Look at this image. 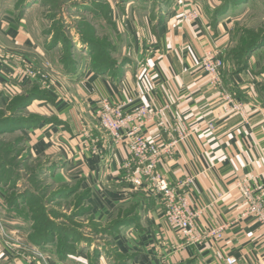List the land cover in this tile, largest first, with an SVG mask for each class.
Segmentation results:
<instances>
[{
    "label": "crops",
    "instance_id": "0c3cea01",
    "mask_svg": "<svg viewBox=\"0 0 264 264\" xmlns=\"http://www.w3.org/2000/svg\"><path fill=\"white\" fill-rule=\"evenodd\" d=\"M133 1L142 2L131 0L129 4ZM167 1L170 11L162 23L135 15L119 20L121 30L115 32L114 42H127L124 54L130 59L119 80L96 73L89 61L74 68L58 65L53 51L39 41L26 18L0 12V51L17 53L51 76L50 89L45 90L37 80H11L13 70L0 63V111L35 84L56 95L54 101H35L27 107V115L44 118L31 134L32 149L68 161L70 175L81 176L83 186L91 191L89 204L98 220L110 222L119 215L137 218L116 238L127 263L222 264L234 256L239 264H264V227L252 216L242 217L248 203L238 186V182L258 176L250 187L261 193L264 98L258 95L257 83L245 78L246 72L225 74L222 88H213L197 64L206 50L227 48L226 29H213L205 15L193 26L177 17L192 3L198 5V0ZM146 70L154 74L156 88L146 78ZM6 82L19 84L8 91ZM223 93L245 102L246 117L226 112ZM129 98L135 99L131 110L146 105L155 115L142 129L150 140L169 143L177 139V120L189 132L176 146L175 155L165 157L162 171L172 181L194 177L189 199L194 209L202 211L198 229L204 232L230 225L222 239L183 245L165 220L162 201L151 190L135 188L126 180L122 164L129 149L113 145L111 136L100 128L97 114L103 99L121 102ZM85 127L97 141L99 153L84 150ZM219 195L223 198L218 199ZM13 264L39 263L19 259Z\"/></svg>",
    "mask_w": 264,
    "mask_h": 264
},
{
    "label": "rangeland",
    "instance_id": "374dc122",
    "mask_svg": "<svg viewBox=\"0 0 264 264\" xmlns=\"http://www.w3.org/2000/svg\"><path fill=\"white\" fill-rule=\"evenodd\" d=\"M198 1V5L192 3L185 10H179L177 17L184 24H189L182 20L183 12L197 9L202 16L211 19L213 29L224 26L228 45L224 51L221 50V77L240 69L239 74L246 72L245 78L257 83L258 95L264 98V0ZM144 2L0 0V12L9 11L26 18L39 41L53 51L58 65L63 62L73 68L90 62L86 49L92 42L96 48L109 54V57L99 55L102 59L108 63L113 60L119 66L125 60L130 61L124 54L127 42L120 45L114 42L115 32L121 30L119 20L133 15L149 16L155 20L156 16L165 18L170 11L167 0ZM150 73L151 78L149 70L145 71L146 78L157 82L154 74ZM1 111L0 264H13L19 259L39 264H126L124 257L120 256L116 238L119 230L130 226H122L114 234L111 227L115 223L98 220L89 204L91 192L83 186L81 176L70 175L68 161L64 157L39 154L32 149L31 134L39 126L30 128L24 125L25 121L20 125L1 121L2 117H16L8 107ZM25 114L28 112L19 116L25 117ZM123 220L128 222L127 218Z\"/></svg>",
    "mask_w": 264,
    "mask_h": 264
},
{
    "label": "built area",
    "instance_id": "2783aa9c",
    "mask_svg": "<svg viewBox=\"0 0 264 264\" xmlns=\"http://www.w3.org/2000/svg\"><path fill=\"white\" fill-rule=\"evenodd\" d=\"M201 17L202 14L197 9L186 10L182 14V20L189 24L197 22ZM221 55L222 51L218 47L206 50L198 62V65L206 72L210 85L218 90L223 85ZM0 63L13 70L9 75L11 80L19 77L38 80L45 90L50 89L49 75L35 68L22 56L0 51ZM149 78H151L150 72ZM15 83L19 84V82H7L6 84L8 88H11ZM150 84L156 88V82H150ZM223 97L228 104L226 112L237 113L246 117L245 102L242 99L224 93ZM134 104L135 99L133 98L121 102L103 99L97 114L100 128L111 136L113 145H124L129 149V154L122 164L126 180L135 188L151 190L162 201L165 207V220L176 230L183 245H195L210 238L222 239L224 230L230 225H222L219 228L204 232L198 229L197 220L202 211L194 209L189 199V191L194 182V177L172 181L162 171L165 157L175 155L176 146L188 137L189 132L185 131L183 124L177 120L174 126L177 139L169 143H157L150 140L142 129L153 120L155 115L150 112L146 105L131 110ZM208 127L211 130L215 129L213 124ZM84 135L87 139L82 142L84 150L99 153V147L97 144L95 145L96 141L91 137L87 127L84 129ZM260 177L263 180V184L258 185L260 194H256L250 187V182L258 176H251L248 180H242L238 182V186L248 203V210L242 217L252 216L264 227V200L262 198V194H264V172ZM221 198L223 195H219L218 199ZM222 264H239V260L234 256H229Z\"/></svg>",
    "mask_w": 264,
    "mask_h": 264
},
{
    "label": "trees",
    "instance_id": "16d2710c",
    "mask_svg": "<svg viewBox=\"0 0 264 264\" xmlns=\"http://www.w3.org/2000/svg\"><path fill=\"white\" fill-rule=\"evenodd\" d=\"M120 1L127 3L128 1H131V0H120ZM147 1H149V0H145L144 3H147ZM152 1H154V0H152ZM155 15H156V13L154 10L153 16L155 17ZM19 17H21V16H19ZM156 18L158 19L157 23L163 22V19H164L163 16L162 17L156 16ZM104 46H105V44H104ZM86 53L90 54V64L96 73L101 74V75H111V77L116 78L118 80L122 78V76L125 73V67L130 62L129 60H125V62L122 64H119V66H117V64L115 62H113V60H110V63H108L105 58L102 59V57H100L99 55L108 56L109 54L104 53V51L99 50V48H96V45L93 44L92 42L88 43ZM247 61H248V59H247ZM60 64L62 66L65 65L66 67H68L66 65V63L61 62ZM245 66H246V64H245ZM243 68H242V71L245 70ZM235 72L240 73V69H239V71L237 70ZM55 98H56V95L52 91H44L41 89V87L38 84H35L33 87H31L27 91L26 94L14 98L11 101V103L9 104V106H8L9 110L11 111V113H15L16 117H12V118H10V116L8 118H7V116L2 117L1 121L15 122L14 124H17V125H20V122L25 121L26 123L24 125H29L30 128H32V126H39L40 121H44V118H41V117L36 116V115H26V114L24 117V116H19V114H23V112L27 111V107L30 104L34 103L35 101H54ZM0 112H2V111H0ZM17 114H18V116H17ZM88 191H90V190H88ZM90 195H91V193H90ZM123 218H127L128 222L126 223V220H123ZM136 220H137V218H135L131 215H124V216L119 215L117 218H115L114 220L111 221V223H115L113 225V227H111V230H113L114 234H117L118 228H121L122 226L134 225L136 223ZM120 256H122V258L124 257L122 254ZM123 261H124V263L128 264L125 257L123 258Z\"/></svg>",
    "mask_w": 264,
    "mask_h": 264
}]
</instances>
